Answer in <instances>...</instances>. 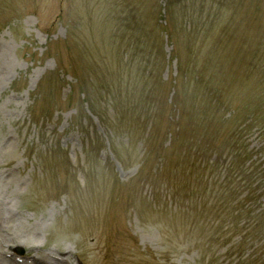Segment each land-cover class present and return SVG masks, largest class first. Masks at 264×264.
<instances>
[{
    "label": "rangeland",
    "instance_id": "374dc122",
    "mask_svg": "<svg viewBox=\"0 0 264 264\" xmlns=\"http://www.w3.org/2000/svg\"><path fill=\"white\" fill-rule=\"evenodd\" d=\"M41 262L264 264V0H0V264Z\"/></svg>",
    "mask_w": 264,
    "mask_h": 264
},
{
    "label": "water",
    "instance_id": "95a60500",
    "mask_svg": "<svg viewBox=\"0 0 264 264\" xmlns=\"http://www.w3.org/2000/svg\"><path fill=\"white\" fill-rule=\"evenodd\" d=\"M18 252H19V253H22V251H21V250H19Z\"/></svg>",
    "mask_w": 264,
    "mask_h": 264
},
{
    "label": "bare ground",
    "instance_id": "6f19581e",
    "mask_svg": "<svg viewBox=\"0 0 264 264\" xmlns=\"http://www.w3.org/2000/svg\"><path fill=\"white\" fill-rule=\"evenodd\" d=\"M37 262V261H36ZM39 264H44L43 262L39 263Z\"/></svg>",
    "mask_w": 264,
    "mask_h": 264
}]
</instances>
